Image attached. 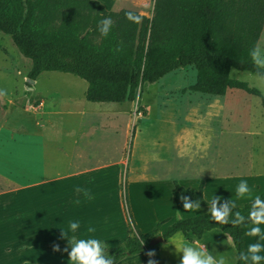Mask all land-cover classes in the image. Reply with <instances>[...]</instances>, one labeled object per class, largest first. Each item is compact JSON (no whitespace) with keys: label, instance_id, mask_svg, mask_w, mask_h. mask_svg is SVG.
<instances>
[{"label":"crops","instance_id":"obj_1","mask_svg":"<svg viewBox=\"0 0 264 264\" xmlns=\"http://www.w3.org/2000/svg\"><path fill=\"white\" fill-rule=\"evenodd\" d=\"M97 1L108 11L117 7L112 0ZM0 51L6 62H12L2 47ZM138 96L139 92L134 101H125L129 106H123L125 102H88L85 95L81 99L57 95L48 107L46 99L23 96L18 104H13L5 95L0 96V264H68L64 251L68 240L61 229H66L69 220L81 221L78 233L86 231L89 225L95 227V235L108 242L109 251L122 245L129 236L133 228L129 213L142 234L155 229L160 234L176 220V211L183 201L173 187L175 178L168 181L172 187L168 193L160 194V183L146 171L148 157L144 156L143 162L134 158L138 139L143 142L139 123L151 121L146 106L136 102ZM57 104H61L60 109ZM180 107L171 105L167 109L178 112ZM190 119L196 120L193 115ZM157 149L153 159L159 164L162 158L159 145ZM160 163L163 165V158ZM252 175L249 172L241 180H246L261 195L264 177ZM226 180L218 176L196 180L193 189L202 184V195L208 205L187 210L192 213L190 218L209 212L212 195L219 197L217 209L232 205L230 201L235 199V187L240 180L232 187L231 195ZM76 186L88 188L92 198L85 200L75 191ZM150 191L157 192L152 203ZM77 198L81 200L79 205L73 204ZM242 201L251 202L241 200L237 204ZM223 235L226 234L219 230H206L200 237L191 233L187 237L189 242L200 241L218 257L224 256L216 244ZM228 243L232 246L231 240ZM59 246L62 248L54 249ZM182 255L168 241L155 252L158 264H179ZM149 260L155 264L150 256L137 254L117 264H149Z\"/></svg>","mask_w":264,"mask_h":264},{"label":"trees","instance_id":"obj_2","mask_svg":"<svg viewBox=\"0 0 264 264\" xmlns=\"http://www.w3.org/2000/svg\"><path fill=\"white\" fill-rule=\"evenodd\" d=\"M128 11L134 12L108 11L97 0H0V33L9 36L20 55L30 61L27 80L35 81L45 72L73 75L87 83L85 98L92 103L132 102L144 84L187 66L196 71L192 92L221 97L228 89H238L260 96L246 83L231 79L230 70L255 76L264 72L248 56L264 25V0H154L152 16L142 15L141 24L127 21ZM106 16L114 22L107 38L98 31V22ZM173 187L189 203L208 205L202 184L194 190L174 181ZM250 206L251 202L229 209V221L235 219L236 211L247 217ZM209 217L210 213L176 219L160 236L165 242L176 231L187 239L188 233L200 237L206 230L222 231L232 242L235 264H242L236 256L246 228L231 222L218 225ZM129 219L133 227L129 236L109 255L118 262L145 254L158 264L155 252L163 242L150 246L155 232L142 234L130 213Z\"/></svg>","mask_w":264,"mask_h":264},{"label":"rangeland","instance_id":"obj_3","mask_svg":"<svg viewBox=\"0 0 264 264\" xmlns=\"http://www.w3.org/2000/svg\"><path fill=\"white\" fill-rule=\"evenodd\" d=\"M153 1L112 0L117 4L112 10L130 9L150 18ZM256 46L264 48V28ZM0 47L12 58V62H6L5 54L0 51V88L6 91V100L13 104H18L26 96L46 99L48 107L57 95H72L78 99L85 95L87 83L70 74L43 73L37 83L32 84L26 79L30 61L20 55L9 36L0 33ZM230 78L246 83L260 96L238 89H228L223 97L192 92L189 88L196 79L192 66L177 69L156 83L144 84L138 91L140 97L136 102L146 106L151 121L139 123L143 142L138 139L134 158L138 157L143 162L148 157L146 171L160 183V194H167L172 188L168 182L171 178L191 189L198 179L204 181L215 176L227 178L225 185L231 195L232 187L249 172H252V176L264 177V81L248 72L234 69L230 70ZM70 79L74 82H69ZM57 105L60 109L61 104ZM171 105H181V110H168ZM123 106H129V103L125 102ZM190 115L195 116L196 120L190 119ZM161 116L164 120L159 118ZM157 145L163 165L160 163L162 158L159 164L153 159L157 155ZM156 195V191L149 192L150 203L154 202L152 199ZM242 204L243 201L238 207L229 205L228 210L239 208ZM191 215L182 206L177 209L174 219L190 218ZM154 232L155 236L160 235L158 230ZM223 236L216 243L217 247L222 249L227 261L235 264L233 246L228 243V236ZM242 241L246 249L248 243L254 242V237L244 234Z\"/></svg>","mask_w":264,"mask_h":264},{"label":"clouds","instance_id":"obj_4","mask_svg":"<svg viewBox=\"0 0 264 264\" xmlns=\"http://www.w3.org/2000/svg\"><path fill=\"white\" fill-rule=\"evenodd\" d=\"M126 20L133 24H141L143 16L128 11L125 13ZM114 27L111 16H106L98 22V31L102 37H109ZM251 62L258 70H264V48L255 46L248 52ZM257 77L264 81V72L258 71ZM6 95V91L0 88V96ZM75 191L83 196L85 200L92 198L90 190L85 187L76 186ZM183 209L195 210L199 208V202L189 203L187 197H181ZM217 196H210V217L211 221L218 225H225L229 222L236 226L243 225L246 228L245 235L248 237H257L256 242L248 243L246 249H241L236 259L242 264H262L264 262V198L254 192L246 180H240L235 187V199H231L233 207H238L237 201H251V206L247 217L241 211L234 213L235 219L229 221L228 205H222L219 209L216 207ZM79 198L73 201V204L79 205ZM243 222V224H242ZM81 228L79 219L69 220L67 227L62 228V235L68 240L67 252L68 264H117L115 255H109L108 242L102 237L95 235L96 229L93 226H87L86 231L77 232ZM173 245L177 252L182 251L183 255L179 264H228L224 256L214 257L205 245L200 241L189 242L182 232L176 231L167 240ZM143 241L141 242V245ZM70 248V251L68 250ZM149 255H152L149 253ZM149 264H153L149 260Z\"/></svg>","mask_w":264,"mask_h":264},{"label":"water","instance_id":"obj_5","mask_svg":"<svg viewBox=\"0 0 264 264\" xmlns=\"http://www.w3.org/2000/svg\"><path fill=\"white\" fill-rule=\"evenodd\" d=\"M30 82H33L30 80ZM163 242V239L160 235H157L155 236L154 238H152L150 241H149V245L150 246H154V245H157V244H160Z\"/></svg>","mask_w":264,"mask_h":264}]
</instances>
